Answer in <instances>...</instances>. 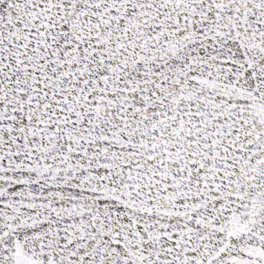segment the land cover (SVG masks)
Returning <instances> with one entry per match:
<instances>
[{"label": "snow or ice", "instance_id": "1", "mask_svg": "<svg viewBox=\"0 0 264 264\" xmlns=\"http://www.w3.org/2000/svg\"><path fill=\"white\" fill-rule=\"evenodd\" d=\"M0 264H264V0H0Z\"/></svg>", "mask_w": 264, "mask_h": 264}]
</instances>
